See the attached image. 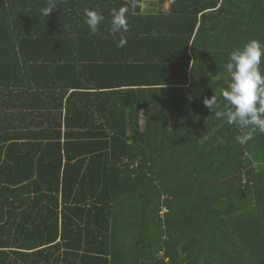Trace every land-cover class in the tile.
Here are the masks:
<instances>
[{
    "label": "trees",
    "instance_id": "16d2710c",
    "mask_svg": "<svg viewBox=\"0 0 264 264\" xmlns=\"http://www.w3.org/2000/svg\"><path fill=\"white\" fill-rule=\"evenodd\" d=\"M48 3L0 0V264H264V133L203 104L264 0Z\"/></svg>",
    "mask_w": 264,
    "mask_h": 264
},
{
    "label": "clouds",
    "instance_id": "9594fccd",
    "mask_svg": "<svg viewBox=\"0 0 264 264\" xmlns=\"http://www.w3.org/2000/svg\"><path fill=\"white\" fill-rule=\"evenodd\" d=\"M55 10L54 0H49L48 6L41 10L47 17ZM109 33L119 36L117 47H124L126 37L123 35L129 29L128 8L121 6L111 10ZM105 20L102 10L85 9L84 23L90 35H97ZM264 43L251 39L243 46L229 53L224 68L228 76L226 88L220 90V96L206 97L203 104L217 118L229 125H236L241 130L247 129L236 140L245 144L252 139L255 131L264 133ZM222 97V99H221ZM190 99V97H189Z\"/></svg>",
    "mask_w": 264,
    "mask_h": 264
},
{
    "label": "rangeland",
    "instance_id": "374dc122",
    "mask_svg": "<svg viewBox=\"0 0 264 264\" xmlns=\"http://www.w3.org/2000/svg\"><path fill=\"white\" fill-rule=\"evenodd\" d=\"M10 57H11V56H10V53H8V58H10ZM5 59H7V57H6ZM5 68H6V66H5ZM8 69H9V68H7L6 70H8ZM5 76H7V77H8V79L10 78V77H9V75H5ZM11 76H12V75H11ZM12 79L14 80V78H13V77H12ZM12 79L10 78V80H11V81H12ZM8 83H10V84H11L12 82H9V80H7V81H6V84H5V82H4V84H3V85H4V86H7V87H11V86H8ZM21 87H22V86H21Z\"/></svg>",
    "mask_w": 264,
    "mask_h": 264
},
{
    "label": "built area",
    "instance_id": "2783aa9c",
    "mask_svg": "<svg viewBox=\"0 0 264 264\" xmlns=\"http://www.w3.org/2000/svg\"><path fill=\"white\" fill-rule=\"evenodd\" d=\"M165 212H166V209L162 207V209L159 212V215L162 217Z\"/></svg>",
    "mask_w": 264,
    "mask_h": 264
},
{
    "label": "water",
    "instance_id": "95a60500",
    "mask_svg": "<svg viewBox=\"0 0 264 264\" xmlns=\"http://www.w3.org/2000/svg\"><path fill=\"white\" fill-rule=\"evenodd\" d=\"M132 0H129V2H131Z\"/></svg>",
    "mask_w": 264,
    "mask_h": 264
}]
</instances>
